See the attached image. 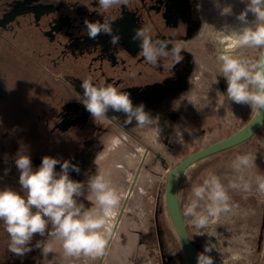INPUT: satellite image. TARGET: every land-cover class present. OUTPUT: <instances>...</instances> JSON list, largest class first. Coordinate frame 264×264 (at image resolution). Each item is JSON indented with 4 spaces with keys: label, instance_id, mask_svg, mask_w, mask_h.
Segmentation results:
<instances>
[{
    "label": "rangeland",
    "instance_id": "rangeland-1",
    "mask_svg": "<svg viewBox=\"0 0 264 264\" xmlns=\"http://www.w3.org/2000/svg\"><path fill=\"white\" fill-rule=\"evenodd\" d=\"M218 2L220 8L231 6L232 13L221 15L214 0H129L127 6L132 10L148 6L137 11L144 19L143 25L151 22L150 15L158 23L162 14L167 13L169 20L174 16L178 30L183 31V48L189 49L195 60V71L178 82L179 85L176 82L174 91L162 88L165 82L161 84L160 72L150 78L142 75L145 70H151L145 59L142 62L138 57L129 59L127 70L122 69L123 63L117 67L104 63L105 74L99 73L101 81L113 76L111 84L120 89L122 84L115 82L122 76L123 85L126 82L135 85L134 97L139 99L130 94L133 106L143 103L153 120L150 126L140 128L135 121L125 124V114L111 109L105 119L95 122L83 103L68 101L73 88L83 91L81 81L70 76L69 67L66 72L64 67L60 68L63 45L50 41L43 31L50 32L56 18L75 16L82 9L87 11L84 19L98 20L91 0H0L3 34L0 36V190L10 187L24 194L15 164L18 151L23 149L34 169L45 155L77 165L79 173L70 168L69 176L85 182V194L88 177L95 174L97 167L102 168L110 173L121 197L115 215L109 220L103 255L95 259L83 255L65 257L57 243V251L44 256L36 242L46 240V233L45 236L34 234L29 245L31 251L20 257L8 250V236L0 222V264H189L166 206L168 172L185 156L232 135L254 115L249 105L226 99L227 82L219 74L217 61L220 47L217 32L225 25L238 26L237 16L246 3ZM120 6H114L106 14L115 17ZM248 19H254L250 12ZM81 20L77 24L85 26L81 24L85 20ZM57 38L62 43L71 40L63 29ZM259 51L238 48L234 55L255 57ZM68 54L67 61L71 64L75 55ZM37 56L42 57V63L37 62ZM100 62L95 61L90 70L95 72ZM58 74L63 77H57ZM193 100L195 105L190 102ZM245 153L256 157L257 168L264 173V125L245 143L202 159L187 169L189 178L184 176L180 190L182 212L192 183L206 169H213L222 178L232 176L231 161L235 155ZM162 158L166 159L165 164ZM55 170H61L60 164ZM224 183L227 184V179ZM229 195L233 210L213 218L206 228L193 227L191 218L184 216L198 253L210 242L216 247L210 253L213 264L222 261L264 264V196L255 189L252 193L230 191ZM80 202L90 207L84 196L78 198ZM197 232L205 234L197 235ZM233 254L241 258L233 261Z\"/></svg>",
    "mask_w": 264,
    "mask_h": 264
},
{
    "label": "clouds",
    "instance_id": "clouds-1",
    "mask_svg": "<svg viewBox=\"0 0 264 264\" xmlns=\"http://www.w3.org/2000/svg\"><path fill=\"white\" fill-rule=\"evenodd\" d=\"M128 2L98 0V11L104 14V19L103 22L85 19L89 38L96 39L100 33L112 35L111 22L114 18L105 13L114 6H126ZM214 2L220 8L218 0ZM242 2L246 3V7L237 16L240 24L236 27L225 25L217 32L220 45L217 61L220 64L219 74L227 82L226 99L247 104L251 112L258 115L264 109V0ZM220 10L221 15L232 13L231 6H224ZM249 12L254 16L252 21L248 19ZM133 40L140 41V54L151 65L157 66L160 61L170 58L171 68L183 59L181 52L184 48L180 42L154 39L148 26L136 29ZM118 41L119 36L112 35L111 43L116 45ZM238 48L260 51L255 57L234 55ZM81 87L83 96L77 99L84 104L95 122L105 119L111 109L125 114V124L135 121L138 127L144 128L153 123L144 104L133 106L128 92L103 81L96 84L91 76L82 79ZM190 102L195 105L194 100ZM255 158L249 153L237 154L230 164L234 175L222 178L213 169H206L199 180L192 183L183 215L191 218L193 227L206 228L213 218L231 212L234 205L230 191L252 193L255 189L256 193L264 196V173L257 168ZM15 164L20 172L19 184L24 194L10 187L0 190V222L8 236V250L22 257L31 251L29 245L34 234L45 236L47 233L46 240L36 242V247L42 249L44 256L55 253L57 243L65 257L83 255L95 259L103 255L110 229L109 220L115 215L121 199L110 173L97 167L95 174L86 181L85 194V182L69 176L70 168L77 173L80 169L68 160L61 161L45 155L39 167L34 169L29 155L21 149L16 155ZM57 164H60L59 172L55 170ZM184 176L189 178L187 172ZM224 179H227V184ZM80 196L90 202V207L78 203ZM195 234L203 235L205 232ZM214 248V244L206 243L204 250L197 255V264H213L210 253ZM240 258L239 254L232 255L233 261Z\"/></svg>",
    "mask_w": 264,
    "mask_h": 264
},
{
    "label": "flooded vegetation",
    "instance_id": "flooded-vegetation-1",
    "mask_svg": "<svg viewBox=\"0 0 264 264\" xmlns=\"http://www.w3.org/2000/svg\"><path fill=\"white\" fill-rule=\"evenodd\" d=\"M91 4L95 6L94 14L98 13V20L96 19L95 21L103 22L104 14L98 11V0H91ZM145 7L147 8L148 6L143 5L140 9L138 7L136 8L137 11H142L143 8L145 9ZM118 10L120 12H118L119 14H117L115 17H113L114 15L109 13V16L114 18V20L111 22L112 35L119 36V41L116 45H113L111 43L112 35L109 34L100 33L96 39L89 38V36L87 35L86 26L77 24L79 18L80 20L82 18V20H85L84 15L87 14V11L83 9L80 13L76 12L75 16H69L68 18L61 16L60 18H54L55 20L53 21V27L51 28L50 32L43 31V34H46L47 37H49L50 41H56L59 44L63 45L61 54L64 55V59L61 63H59V66L60 68L64 67L63 71L65 72L68 71L66 68L69 67V69H71L70 76L78 78L81 81V84L82 79L87 76H92L93 82L96 84L101 82L99 73H102L100 74L101 76L105 74V71H103L105 62L110 63L112 67H117V65L123 63L124 67L122 69L125 70H127L126 63L129 61V59L138 57V60L142 62L144 58L140 54V41L133 40L135 30L142 26H148L151 28V34L154 39H171L173 40V42H180L181 44L183 42V31L178 30L179 28L177 26V23L173 20L175 18L174 16H172V20H169L167 13L166 15L162 14L160 15V23H158L154 19V16L150 15L148 16V19H151V22L149 21V24L148 22H146V24L143 25V21L141 22V20L144 19H142L141 15H139L136 10H132L127 5L118 7ZM105 15L108 14L105 13ZM191 15L193 14L191 13ZM82 20L80 22H82ZM89 21L95 22L94 20ZM81 24H84V21ZM62 29L64 30L65 36L71 39L70 42L62 43L61 40L57 38V34L60 33ZM40 30L41 29H39V33ZM2 35L3 34L0 32V36ZM5 40L7 41L8 38H5ZM169 48H171V45H169ZM36 50L37 49H34L35 54L37 55ZM68 52H71L75 55V60H72L71 64L69 63V61H67L70 58ZM27 54L29 53L27 52ZM181 55L183 59L180 62L175 63L171 68L170 64L172 63V61L170 58L160 61L157 66L148 63L146 66H150L151 70H145L142 75L146 78H150L151 75L152 77L153 75L155 76V72H160L162 74L161 84L162 82H165L164 85L162 84V88L174 91V86H176V84L179 85L178 82L183 81L184 77H186L187 75L189 76L192 72L195 71V60L194 56H192V54L190 53V50H182ZM37 57L38 58L35 57L37 62L39 64L42 63V57ZM98 60L101 61V65L94 70L95 72H92V70L90 69L94 65V62ZM169 60L170 62L168 63ZM48 69L51 71L50 68ZM100 70L102 71L100 72ZM96 71H98V73ZM57 77L63 76L58 74ZM114 79L115 77L109 76L106 77V80L104 82L111 84V81H113ZM119 84H122L120 90L126 91L131 94V97H134V93L136 91L133 90V88L135 85L129 84L128 82L123 85L122 76H120V78H118L115 82V85ZM69 92L72 95L69 93L70 95L67 96V98L69 99L68 101H70L71 103H73L75 100L78 101V103L81 102L77 99V97L83 96L82 90L73 88V90ZM134 98L139 99L138 97Z\"/></svg>",
    "mask_w": 264,
    "mask_h": 264
},
{
    "label": "water",
    "instance_id": "water-1",
    "mask_svg": "<svg viewBox=\"0 0 264 264\" xmlns=\"http://www.w3.org/2000/svg\"><path fill=\"white\" fill-rule=\"evenodd\" d=\"M264 125V109L260 114L253 115L240 129L232 135L213 142L195 152L182 158L168 172L165 185V201L166 206L174 225V228L179 235L185 248L189 264H197L198 251L189 234L187 224L182 212V202L180 198V190L184 173L189 167L209 156L226 151L238 145H241L251 139ZM162 163L165 164L166 159L162 158ZM179 176V178H177Z\"/></svg>",
    "mask_w": 264,
    "mask_h": 264
}]
</instances>
